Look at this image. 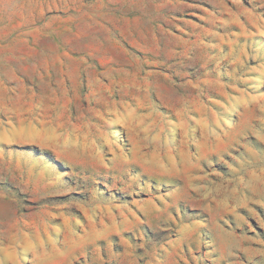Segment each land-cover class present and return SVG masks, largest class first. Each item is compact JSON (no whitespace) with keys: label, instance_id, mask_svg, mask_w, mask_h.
<instances>
[{"label":"rangeland","instance_id":"374dc122","mask_svg":"<svg viewBox=\"0 0 264 264\" xmlns=\"http://www.w3.org/2000/svg\"><path fill=\"white\" fill-rule=\"evenodd\" d=\"M0 264H264V0H0Z\"/></svg>","mask_w":264,"mask_h":264}]
</instances>
